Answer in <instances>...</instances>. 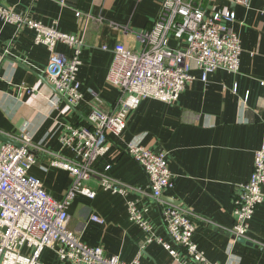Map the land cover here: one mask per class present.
Wrapping results in <instances>:
<instances>
[{"label":"crops","instance_id":"obj_1","mask_svg":"<svg viewBox=\"0 0 264 264\" xmlns=\"http://www.w3.org/2000/svg\"><path fill=\"white\" fill-rule=\"evenodd\" d=\"M161 1L0 0L4 9L46 26L55 25L59 32L84 42L76 74L82 101L73 107L47 81L50 52L34 44L35 32L17 30L0 19V135L15 140L28 137L38 148L30 174L54 200L65 197L73 178L51 165L53 156L78 160L61 142L65 129L88 126L94 95L105 111L112 110L119 93L106 80L113 49L122 44L140 50L121 27L149 29L159 15ZM206 8L235 13L231 27L242 48L238 72L219 70L203 82L193 67L195 80L175 104L141 101L127 116L123 133L109 137L107 152L92 164L95 175L84 187L94 196L77 194L69 207L68 228L87 246L101 247L107 257L130 263L140 253L139 264H194L183 252L175 259L162 246L169 237L161 205L171 204L189 213L194 224L192 239L208 261L264 264V201L249 222L247 239L253 245L226 235L234 225V197L249 180L255 153L264 145V22L260 13L264 3L250 0L246 8L212 0ZM171 45L177 43L171 40ZM55 51L68 57L73 53L62 43ZM129 143L166 154L173 186L163 192L161 203L151 197L145 172L127 154ZM102 177L129 191L113 193L103 186ZM128 201L136 203L148 231L131 220ZM92 215L103 222L91 220ZM39 264L69 263L45 249Z\"/></svg>","mask_w":264,"mask_h":264},{"label":"built area","instance_id":"obj_2","mask_svg":"<svg viewBox=\"0 0 264 264\" xmlns=\"http://www.w3.org/2000/svg\"><path fill=\"white\" fill-rule=\"evenodd\" d=\"M211 1L162 0L159 15L149 29L132 31L121 27L125 34L133 36L140 50L133 51L122 44L113 49V61L106 80L118 88L119 93L112 110L105 111L100 98L94 95L88 126L65 129L61 142L78 160H64L57 155L51 160L52 166L68 172L73 178L62 200L49 196L41 182L30 174L35 164L34 152L38 148L28 137L13 139L20 144L19 148L0 141V264H39L45 249L53 250L60 261L69 264H139L140 253L130 263H125L117 256L107 257L101 247L83 243L68 228V210L77 194L94 196L84 187V183L95 175L92 164L107 152L109 137L123 133L127 116L141 101L151 99L175 104L195 80L191 73L193 67L201 73L203 82L219 70L238 72L242 48L239 36L231 27L235 13L210 11L206 7ZM226 1L246 8L250 4V0ZM260 13L264 22V9ZM0 19L15 25L17 30L29 28L35 32L34 44L44 45L50 52L47 81L69 105L77 106L82 101L76 74L83 40L59 32L55 25L46 26L1 6ZM171 40L177 45H171ZM58 43L70 47L72 55L68 57L56 52ZM127 154L145 172L151 197L161 203L163 192L173 186L166 154L132 143L128 144ZM101 181L113 193L129 191L105 177ZM263 186L264 145L255 153L249 180L239 186L234 197V225L227 231L234 236L232 241L237 238L248 240L249 222L264 201ZM127 206L131 220L148 231L150 227L136 203L128 201ZM161 217L169 237L162 246L172 257L177 259L181 251L194 264H219L208 261L193 241L194 224L187 211L162 204ZM90 219L103 222L97 215ZM224 264H236V261L228 259Z\"/></svg>","mask_w":264,"mask_h":264},{"label":"water","instance_id":"obj_3","mask_svg":"<svg viewBox=\"0 0 264 264\" xmlns=\"http://www.w3.org/2000/svg\"><path fill=\"white\" fill-rule=\"evenodd\" d=\"M0 141H2L3 143H6V144H11V145H13V146H15L17 148L20 147V144L18 142L14 141L13 139H11V138H9V137H7L5 135L0 136ZM222 232H224V231H222ZM226 235L229 236L230 238H234V236L230 235V233L227 232V231H226ZM236 241L244 242V243H247L249 245H253L252 242H250V241H248V240H246L244 238H237Z\"/></svg>","mask_w":264,"mask_h":264}]
</instances>
